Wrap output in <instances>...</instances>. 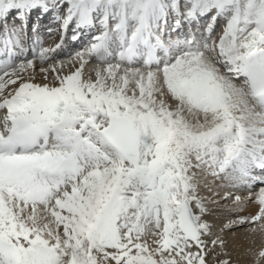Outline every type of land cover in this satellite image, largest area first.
I'll use <instances>...</instances> for the list:
<instances>
[{"label": "snow or ice", "instance_id": "snow-or-ice-1", "mask_svg": "<svg viewBox=\"0 0 264 264\" xmlns=\"http://www.w3.org/2000/svg\"><path fill=\"white\" fill-rule=\"evenodd\" d=\"M229 236L264 264V0H0V264H240Z\"/></svg>", "mask_w": 264, "mask_h": 264}, {"label": "bare ground", "instance_id": "bare-ground-1", "mask_svg": "<svg viewBox=\"0 0 264 264\" xmlns=\"http://www.w3.org/2000/svg\"><path fill=\"white\" fill-rule=\"evenodd\" d=\"M87 74V69H86ZM37 80H39V76L37 77ZM219 182H217L215 185H212L213 188H215L216 191L220 192V196H216L215 199L219 201V204H209L208 207L212 209V215L208 217L209 222L214 223L215 225L219 226L222 223H225V215L227 213V201H224L221 199V196L224 194L225 191H234L232 189H225L218 187ZM238 195L246 196V193L238 192L236 193ZM201 195L206 198L212 197V193L208 191L207 188L202 187L201 188ZM256 211L255 205H249L247 209L241 213V215H249L251 213H254ZM236 237L244 238L246 236L244 230H240L237 233H235ZM230 244H229V251L233 253V260H238L240 264H250L249 257L243 255V248L240 249V251H236V249L233 247L231 241L234 239L233 236L228 237ZM255 241V247H259L260 244V238L259 236H253L251 234L247 235V240L244 243V247H247L249 244L252 243V241Z\"/></svg>", "mask_w": 264, "mask_h": 264}]
</instances>
